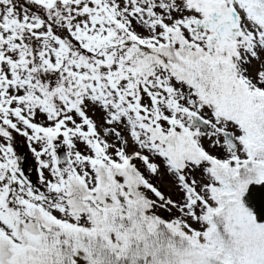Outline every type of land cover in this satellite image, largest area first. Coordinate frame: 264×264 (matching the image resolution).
I'll return each mask as SVG.
<instances>
[{
	"label": "snow or ice",
	"instance_id": "6c2138e0",
	"mask_svg": "<svg viewBox=\"0 0 264 264\" xmlns=\"http://www.w3.org/2000/svg\"><path fill=\"white\" fill-rule=\"evenodd\" d=\"M0 264H264V0H0Z\"/></svg>",
	"mask_w": 264,
	"mask_h": 264
}]
</instances>
